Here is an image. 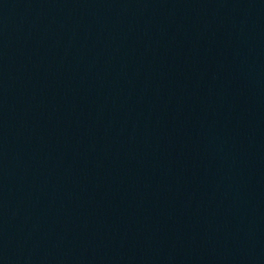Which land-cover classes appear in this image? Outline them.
<instances>
[{
	"label": "water",
	"instance_id": "obj_1",
	"mask_svg": "<svg viewBox=\"0 0 264 264\" xmlns=\"http://www.w3.org/2000/svg\"><path fill=\"white\" fill-rule=\"evenodd\" d=\"M264 97V0H0V264H82Z\"/></svg>",
	"mask_w": 264,
	"mask_h": 264
}]
</instances>
